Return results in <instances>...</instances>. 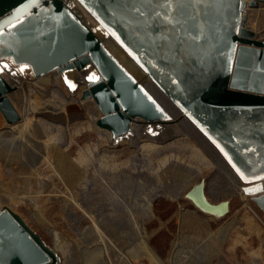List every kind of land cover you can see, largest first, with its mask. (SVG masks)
I'll return each mask as SVG.
<instances>
[{
  "label": "water",
  "instance_id": "1",
  "mask_svg": "<svg viewBox=\"0 0 264 264\" xmlns=\"http://www.w3.org/2000/svg\"><path fill=\"white\" fill-rule=\"evenodd\" d=\"M264 0H0V65L34 75L92 67L82 91L113 137L136 117L178 111L217 148L264 214V36L247 25ZM73 91L80 80L63 76ZM0 68V112L21 115ZM200 179L185 193L204 213L229 211ZM58 256L9 205L0 206V264H55Z\"/></svg>",
  "mask_w": 264,
  "mask_h": 264
},
{
  "label": "rangeland",
  "instance_id": "2",
  "mask_svg": "<svg viewBox=\"0 0 264 264\" xmlns=\"http://www.w3.org/2000/svg\"><path fill=\"white\" fill-rule=\"evenodd\" d=\"M246 22L264 36V4L248 8ZM14 66L22 76L30 69L7 61L0 65L15 84L9 96L21 115L7 123L0 112V206L13 208L55 249V264H264V214L249 195L247 206L239 193L212 196L208 190L212 201L229 200L226 214L211 217L185 197L195 181L186 185L182 168L162 163L155 173L138 174L134 143L113 142L123 135L99 138L89 125L90 112L79 103L92 67L32 73L31 83L23 82L24 76L19 83L9 74ZM84 70L85 78L71 91L63 76ZM9 127L11 135L4 131ZM175 137L169 146L174 151L179 145L189 148L188 140ZM155 143L154 154L150 147L148 153L152 168L169 152ZM211 173L205 169L196 182L204 179L207 186ZM181 184L186 187L181 197L157 194L151 216L144 217L140 199L147 192Z\"/></svg>",
  "mask_w": 264,
  "mask_h": 264
},
{
  "label": "bare ground",
  "instance_id": "3",
  "mask_svg": "<svg viewBox=\"0 0 264 264\" xmlns=\"http://www.w3.org/2000/svg\"><path fill=\"white\" fill-rule=\"evenodd\" d=\"M17 67L18 66L11 67L12 72H9V74L12 77H14L16 80H18V82L20 80L22 82L21 78L24 76L23 82H25V80H26L27 82L31 83L32 73H33L31 71V69H24L23 76H22V74L17 75L19 72L18 73L13 72V70H15ZM86 74H87L86 70H84L83 72H79L75 75H72V77L76 80H81V79L85 78L84 75H86ZM34 76H40V75H34ZM55 79H56L55 82L58 84L59 78L56 76ZM88 80H89V78H88ZM88 80H87V85L89 83ZM11 84L13 85V89H14L15 84H13V83H11ZM85 88H83V89H85ZM83 89H82V91H83ZM82 91H81V101H79V103L83 104L84 110H87L90 112L89 125L90 126L92 125L95 128L96 132L99 134L100 139H101V136L103 135L104 137L106 136L107 138H110L111 140H113V138H111L113 136L111 135V133L109 131H106V130L100 128L96 124V119L99 116V113L94 114L92 112V110L90 109V106L88 105V99L82 95ZM23 123L24 122H21V124H23ZM143 127H150V128L144 129ZM168 128L171 130H174V132H172L171 134L168 133L169 132V130L167 131ZM158 130L160 131V134H159ZM4 131H5V134H7V135L12 134V130L10 129V127H9V129H5ZM155 132H157V133H155ZM174 135L177 136V137H175L176 139L180 138V141H181V138L188 140L189 144L187 143L188 145L187 144L186 145L189 148L182 150L181 149L182 145L181 146L179 145V147L182 151L180 149L174 151L173 147H169V146H171V143L174 141V139H172L174 137ZM158 137L160 139H158ZM107 140L109 141V139H107ZM156 140L159 142H162L161 144L159 143V146L162 145V148L165 147L163 149H166L169 152L165 153V156H163L164 159L162 158V162L159 161L160 163L157 164L156 167L152 168V166L150 165V159L151 158L149 157L148 153L151 152L150 148L152 149L153 148L152 146L156 144L155 143ZM177 140H179V139H177ZM119 141H120V143H121V141L123 143L126 141L127 144L132 143V145L134 143V146H136L137 152H135V154L133 156L135 157V159L138 162L137 163L135 162L136 164L134 165L135 166L134 171L138 172V174L141 173L142 171L145 173H155L159 169L158 166L161 165L162 163L163 164L167 163L171 167L177 165L178 167H180L184 170L183 175H184V179L186 180V185H187L190 181H195V183H196L197 178L203 173V171L205 169L208 168L212 171L211 176L209 177V183L207 185L209 193L212 196L213 195L215 196V194H217L219 192H222V194H225L228 192L231 193V191H232V193H234V192L239 193L242 196V198L245 202V205L249 206V200L247 199V196L245 195V193L242 190V187H241L242 184L239 183V177L237 176L235 171L227 163V161L224 159V157L221 155V153L217 150V148L194 125V123H192V121H190L185 116L181 115L178 111L173 112V114L170 115V117L166 121H163V122L147 123L144 119L136 117L134 120L131 121L130 128H129L127 135L126 136L123 135V137L119 138V139L116 138L113 142L116 143ZM179 143L182 144L181 142H179ZM111 144H113V143H111ZM172 144H174V143H172ZM187 146H185V147H187ZM155 147H157V145ZM179 147H175V148H179ZM153 149H152V153H153ZM155 149H154V151H155ZM88 155L90 156V154H88ZM131 158H132V156H131ZM135 159L133 158V160H135ZM64 163H65V161H64ZM59 165H61V164H59ZM149 165L151 166V168ZM69 166H71V164ZM100 166H102V164ZM72 174L75 175V169H73V168L71 171V175ZM65 176L67 177L66 173H65ZM100 181H101V179H100ZM184 187H185L184 184H181L178 189L175 188L174 190L162 189V187H161L162 191H160L156 194H153L152 192H147L146 195L140 199L141 200L140 201V205H141L140 208L145 213V215L143 214L144 217L151 216V214H152L151 202L157 194H164L170 198L178 199L184 193V191H183ZM155 189L158 190V188H156V187H155ZM226 191H228V192H226ZM210 216L211 217H220V216H214V215H210ZM207 219H208V217H207Z\"/></svg>",
  "mask_w": 264,
  "mask_h": 264
},
{
  "label": "snow or ice",
  "instance_id": "4",
  "mask_svg": "<svg viewBox=\"0 0 264 264\" xmlns=\"http://www.w3.org/2000/svg\"><path fill=\"white\" fill-rule=\"evenodd\" d=\"M89 79H92V77H89Z\"/></svg>",
  "mask_w": 264,
  "mask_h": 264
},
{
  "label": "built area",
  "instance_id": "5",
  "mask_svg": "<svg viewBox=\"0 0 264 264\" xmlns=\"http://www.w3.org/2000/svg\"><path fill=\"white\" fill-rule=\"evenodd\" d=\"M9 63H10V62H9ZM9 63H8V64H9ZM11 63H12V62H11ZM13 64H14V63H13Z\"/></svg>",
  "mask_w": 264,
  "mask_h": 264
}]
</instances>
